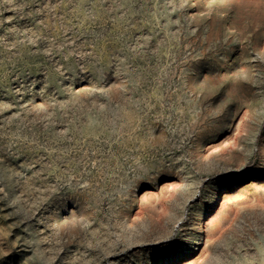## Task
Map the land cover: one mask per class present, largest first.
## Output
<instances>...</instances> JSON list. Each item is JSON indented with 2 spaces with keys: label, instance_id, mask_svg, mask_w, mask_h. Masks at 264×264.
Listing matches in <instances>:
<instances>
[{
  "label": "rangeland",
  "instance_id": "rangeland-1",
  "mask_svg": "<svg viewBox=\"0 0 264 264\" xmlns=\"http://www.w3.org/2000/svg\"><path fill=\"white\" fill-rule=\"evenodd\" d=\"M0 264H264V0H0Z\"/></svg>",
  "mask_w": 264,
  "mask_h": 264
}]
</instances>
